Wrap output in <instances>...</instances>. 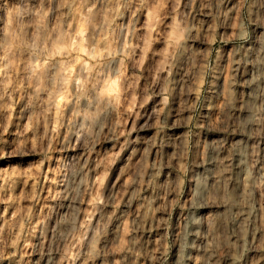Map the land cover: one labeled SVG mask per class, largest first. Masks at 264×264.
<instances>
[{"label": "rangeland", "instance_id": "374dc122", "mask_svg": "<svg viewBox=\"0 0 264 264\" xmlns=\"http://www.w3.org/2000/svg\"><path fill=\"white\" fill-rule=\"evenodd\" d=\"M237 3L238 0H231L229 7ZM104 9L103 0H0V109H4L0 111V124L10 123L7 132L0 136V171L33 170L37 176L16 177L15 183L6 184L0 193L4 200L21 193L29 195L19 205L28 214L25 231L15 250L6 249L16 254L0 258V264H116L122 258L116 248L125 226L129 219H138L147 209L140 208L141 201L132 199L129 189L104 231L95 230L94 226L100 223L99 215H95L89 218L93 227L81 237L83 229L78 230V224L93 211L92 193L87 191V185L81 188L73 184L75 191L70 190L68 165L76 159L88 156L95 159L97 153L119 150L121 163L101 190L105 199H113L124 190L128 177L145 157L150 163L157 159L167 163L166 158L175 155L177 144L188 132L191 109L185 104L182 84L185 71L170 73L166 69L170 22L166 20L163 24L164 31L149 32L147 11L136 18L132 12H125L122 17L113 13L114 22L105 28ZM188 11L195 27L204 26L203 36L193 32L189 47L198 51L207 49L205 37L212 24L209 11L200 0ZM257 20L259 30L250 42L254 46L264 44V18ZM218 34L221 38L231 36V28L221 27ZM214 47L221 53L222 93L231 70V58L238 48L228 41H218ZM68 68H72V74L66 84ZM164 81L171 82L172 93L167 105V124L161 129L154 113L157 107L164 108L161 92ZM121 85L126 92H121ZM221 99L215 87L206 86V99L196 113L201 124L208 126L198 130L201 134L195 137L200 143L201 162L206 145L223 139L222 132L213 130ZM109 103L112 121L119 123L123 117L120 136L110 138L106 128L105 138L95 146V151L86 153L75 135L76 129L97 114L103 118V110ZM129 112L132 114L128 115ZM48 128H55V133H50L37 147L36 137H44ZM25 139L29 142L26 151L22 144ZM48 141H52L53 150L46 159L40 149ZM61 161L65 163L64 171H58ZM170 172L175 176V171L165 167L157 182L164 185ZM91 179H95L94 174ZM151 195L152 189L142 193L144 197ZM158 195L162 197L163 190ZM188 198L186 193L184 199ZM163 203V199L158 201V205ZM17 207L0 203V225L12 220ZM178 212L174 220L177 230ZM167 216V212L156 213V227L149 223L141 233L145 241H151L152 248L165 234L160 221ZM171 238L175 239L174 233ZM173 256L169 264H179L178 248ZM256 259L264 264V259L255 252L247 264H254Z\"/></svg>", "mask_w": 264, "mask_h": 264}, {"label": "clouds", "instance_id": "9594fccd", "mask_svg": "<svg viewBox=\"0 0 264 264\" xmlns=\"http://www.w3.org/2000/svg\"><path fill=\"white\" fill-rule=\"evenodd\" d=\"M196 2L103 0L105 28L114 22L113 13L122 17L125 12H132L136 18L139 13L147 11L149 32L157 29L164 31L163 24L166 20L170 22L166 38L169 51L166 69L170 73L185 71L182 80L185 104L191 109L187 119L188 132L177 144L175 155L166 158L167 163L164 159L150 163L145 157L139 168L128 177L124 190L113 199H105L101 190L121 163L122 153L119 150L97 153L95 159L91 156L76 159L68 165L70 190L75 191L73 184L81 188L87 185V191L92 193L93 211L78 224V230L83 229L81 237L93 227L89 218L95 215L100 217L95 230L104 231L105 224L119 210L129 189L132 190V199L141 201L140 208L147 209L138 219H129L125 226L116 248L122 258L116 264H169L177 248L181 257L179 264H193V260L195 264H247L253 252L264 259V44H250L259 30L257 18H264V0H238L232 7H229L231 0H200L209 11L212 24L205 37L208 48L199 51L189 47L194 31L203 36V24L195 27L188 11ZM109 16H112L111 20ZM221 27H230L231 36L226 34L221 38L218 34ZM218 41L234 43L238 48L231 58V70L222 93L219 90L221 53L214 47ZM71 74L72 68H68L66 84ZM206 86L209 89L215 87L217 96H222L213 130L222 132L223 139L214 145H206L201 162L200 143L195 137L201 134L198 130L208 126L201 124L196 113L206 99ZM126 91L121 85V92ZM161 92L164 108L157 107L154 116L157 125L163 129L167 124V105L172 93L170 81H164ZM9 126L10 123L0 124L3 128L0 136L7 132ZM123 126V117L119 123L112 121V104L109 103L103 110V118L97 114L91 121L78 126L75 135L87 153L95 151V146L105 138L106 128L109 137L115 140L119 138V129ZM55 131V128H48L44 137L37 136L36 146L40 147ZM124 136L127 138L128 132ZM28 143L27 139L22 142L25 151ZM40 150L47 159L53 150L52 141ZM68 159L72 160L71 157ZM165 167L176 174L173 176L170 172L166 183L160 185L158 177ZM64 170L65 163L61 161L58 171ZM93 174L94 180L91 179ZM16 177L37 178L33 170L0 171V193L4 192L6 184L15 183ZM148 189H152V195L142 196ZM160 190L164 192L162 197L158 195ZM186 193L189 198L185 200ZM27 199V193L9 196L7 200L0 196V203L18 206L12 220L0 225V258L16 254L15 251L8 253L6 249L15 250L21 233L25 231L28 214L19 205ZM160 199L164 203L158 205ZM177 210L180 217L178 230L174 225ZM162 211L168 213L167 218L160 221L165 234L152 248L151 241H145L141 233L146 231L149 223L156 227V213ZM173 233L174 240L171 238ZM254 264H260V260L256 259Z\"/></svg>", "mask_w": 264, "mask_h": 264}]
</instances>
